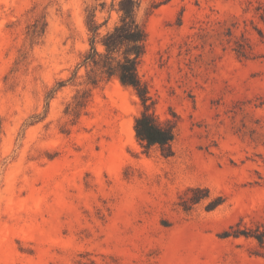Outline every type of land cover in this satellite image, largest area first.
Listing matches in <instances>:
<instances>
[{"label":"rangeland","instance_id":"374dc122","mask_svg":"<svg viewBox=\"0 0 264 264\" xmlns=\"http://www.w3.org/2000/svg\"><path fill=\"white\" fill-rule=\"evenodd\" d=\"M101 1L0 0V264H264V0L142 1L170 153L132 87L73 77Z\"/></svg>","mask_w":264,"mask_h":264},{"label":"trees","instance_id":"16d2710c","mask_svg":"<svg viewBox=\"0 0 264 264\" xmlns=\"http://www.w3.org/2000/svg\"><path fill=\"white\" fill-rule=\"evenodd\" d=\"M142 1L112 0L108 5L102 0L87 8L89 48L77 63L73 77L77 78L84 68L85 82L90 87L111 80H118L124 86L132 87L143 104V109L135 118L137 138L147 148L159 145L170 153L171 143L176 135V123L170 119L161 121L153 113L151 108L154 100L139 74V65L146 53L148 39L146 28L138 18ZM161 3L155 2L154 7ZM103 12H107V15L101 20L99 13ZM114 12L118 14V18L111 23ZM29 31L31 37L39 33L36 25ZM63 85L65 81L59 82L60 87ZM252 236L264 245V231Z\"/></svg>","mask_w":264,"mask_h":264}]
</instances>
